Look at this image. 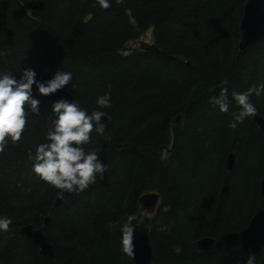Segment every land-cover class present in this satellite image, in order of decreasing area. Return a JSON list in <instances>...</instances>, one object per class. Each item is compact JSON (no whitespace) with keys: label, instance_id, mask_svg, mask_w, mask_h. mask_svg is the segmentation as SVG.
Returning <instances> with one entry per match:
<instances>
[{"label":"trees","instance_id":"obj_1","mask_svg":"<svg viewBox=\"0 0 264 264\" xmlns=\"http://www.w3.org/2000/svg\"><path fill=\"white\" fill-rule=\"evenodd\" d=\"M109 4L0 0V52L9 73L19 78L30 68L43 82L70 72L64 88L88 112L97 108L98 96L110 99L101 109L104 131L93 130L86 148L97 152L106 170L53 206L59 190L33 172L29 153L46 142L56 114L33 85L39 114L25 105L21 138L6 139L0 149V217L11 220L0 230V264H134L123 250L121 229L136 215L139 198L153 191L169 207L150 223L153 264H246L250 254L240 233L264 207V131L253 116L236 122L231 92L264 84V38L240 50L245 0ZM149 32L156 49L129 48ZM223 87L229 90L226 113L209 103ZM251 101L254 115L264 117V91L253 92ZM172 143L163 158L162 148ZM27 224L43 228L54 258L41 256L20 233ZM203 236H213L217 246L198 251L195 242ZM254 264H264V250Z\"/></svg>","mask_w":264,"mask_h":264},{"label":"clouds","instance_id":"obj_2","mask_svg":"<svg viewBox=\"0 0 264 264\" xmlns=\"http://www.w3.org/2000/svg\"><path fill=\"white\" fill-rule=\"evenodd\" d=\"M97 3L105 9L110 6L109 0H97ZM130 22L134 23V20L130 19ZM71 79L70 72L58 71L52 79L41 82L36 80V72L30 68L24 69L19 78L6 70H0V149L6 139L15 142L21 138L26 125L25 105L39 114V102L32 95L33 85L39 93L49 95L68 85ZM261 91H264V84L243 92H231V102L239 109L235 115L237 123H242L245 118L256 113L251 96L253 92L259 95ZM228 92L227 87L221 88L220 96L212 97L209 103L222 113L228 112ZM96 105L95 110L88 112L75 103L63 100L55 103L53 111L56 119L53 121V128L47 132L46 142L35 146L34 155L29 153V158L34 161L33 172L49 186L59 190L60 194L64 190L84 191L89 184L95 183L98 176L102 177L106 170V166L98 159L97 152L86 150L91 143L93 130L97 134L104 131V125L99 121L106 115L101 109L110 105L108 94L98 96ZM235 126V123L232 124V127ZM10 223V219L0 217V230L6 231ZM121 231L123 250L130 252L128 244L131 230L128 225H124ZM246 264H254V257L249 256Z\"/></svg>","mask_w":264,"mask_h":264},{"label":"water","instance_id":"obj_3","mask_svg":"<svg viewBox=\"0 0 264 264\" xmlns=\"http://www.w3.org/2000/svg\"><path fill=\"white\" fill-rule=\"evenodd\" d=\"M239 30L241 34L239 48L241 51L249 50L252 45L264 38V0L246 1ZM139 48L141 50L149 51L156 49V45L140 42ZM3 65V57L0 56V66ZM43 97L52 103H57L63 100L76 104L73 96L62 88L55 93L43 95ZM253 121L261 126L264 125L261 116L255 115ZM106 122L107 117L102 116L99 123L104 124ZM234 165L235 154L231 153L228 157V169H232ZM262 190L264 192V181ZM78 192L80 191L69 192L64 190L62 195L55 201L54 206L61 203L64 198L72 196ZM159 203L160 195L156 192L146 193L139 198L141 212L143 213L153 211ZM49 219V216H47L45 221L46 225H48ZM256 219H259V221L252 223L251 226L241 234L243 236L244 247L251 248L253 254L258 253L264 245V243H262V241H264V236L262 234L257 235L264 230V217H261V214H257ZM129 228L131 231L128 247L134 259V264H153V246L148 226L145 222H138V217H136L131 220ZM20 233L30 240L34 246L39 247V253L41 256L54 258L53 246L49 243L41 229H36L33 224H28L20 228ZM214 243L215 241L211 238L201 239L198 241V249L200 251H209L213 248Z\"/></svg>","mask_w":264,"mask_h":264},{"label":"flooded vegetation","instance_id":"obj_4","mask_svg":"<svg viewBox=\"0 0 264 264\" xmlns=\"http://www.w3.org/2000/svg\"><path fill=\"white\" fill-rule=\"evenodd\" d=\"M246 1L247 0H245V3H246ZM245 6V5H244ZM244 11V10H243ZM25 13L26 14H32L31 16L32 17H35L36 15H35V13H34V11H32V10H27V11H25ZM243 16V15H242ZM242 19V18H241ZM241 35V34H240ZM142 37H144V36H142ZM141 37V38H142ZM138 39L136 42H135V44L136 43H138V44H140V42H143V40L142 39ZM153 40V39H152ZM135 44H132V45H129V48L130 49H132V48H134L136 45ZM150 44H153V43H151L150 42ZM139 47V46H138ZM0 56L1 57H3V61H4V65L3 66H0V69L1 70H6V71H8L9 72V66H8V62H7V60H6V56H5V54L4 53H1L0 52ZM63 90H66L64 87L62 88ZM67 91V90H66ZM68 92V91H67ZM70 93V92H69ZM43 97V96H42ZM44 98V97H43ZM74 98V97H73ZM74 100H75V102H76V104H78V102H77V100L74 98ZM50 103V102H49ZM51 105H54V104H52V103H50ZM79 105V104H78ZM257 115V114H256ZM255 115H253V117H254ZM258 116H261V115H258ZM253 117H252V121H253ZM262 117V119H263V121H264V117L263 116H261ZM253 123H254V121H253ZM257 127H258V129L260 130V131H264V125L263 126H261V125H259V124H256V123H254ZM174 148V144L172 143L171 145H168L167 147H165V148H162V156H163V158H168L169 157V155H170V153H171V151H172V149ZM232 153H234V152H232ZM231 153H229V155H230ZM229 157V156H228ZM227 169H228V160H227ZM229 170V169H228ZM231 170V169H230ZM229 170V171H230ZM263 181H264V176L262 177V179H261V181H260V183H259V191H260V195L262 196V197H264V192H263ZM92 184V183H91ZM90 184V185H91ZM89 185V186H90ZM153 192H156V193H158L159 195H160V193L159 192H157V191H153ZM151 193V192H150ZM60 194V193H59ZM145 194V193H144ZM62 195V193L60 194V196ZM60 196H58L55 200H54V202H53V206H54V203H55V201L60 197ZM138 205H139V209H138V211L136 212V215L134 216V217H132V219H134V218H136V217H138V222H145L146 223V225L148 226V228H149V232H150V223L153 221V219H154V217L159 213V212H167L168 210H169V207L168 206H166L165 205V203H163V200H162V197H161V195H160V203L157 205V207L153 210V211H151V212H141V208H140V204H139V200H138ZM264 207H262V208H259L258 210H256L252 215H251V217L249 218V220H248V222H247V224H246V226H245V228L244 229H242V231H241V233H240V236H241V239H242V247H243V249H244V251L245 252H247L248 254H250V256H253L254 257V260L256 259V257L257 256H259L260 254H261V252L264 250V245L262 246V248H261V250L258 252V253H256V254H253V252H252V250H251V248H245L244 247V245H243V236L241 235L242 234V232H244V231H246L250 226H251V224L252 223H256V222H258L259 221V219H256V215L257 214H261V217L263 216L264 217ZM47 216H49L50 217V215H47ZM47 216H45V218H44V225L45 226H47L46 224H45V221H46V217ZM131 219V220H132ZM50 220H51V218L49 219V223H50ZM48 223V224H49ZM147 223H149V225L147 224ZM28 225V224H27ZM34 225V224H33ZM130 225V224H129ZM25 226V225H24ZM34 227H35V225H34ZM129 227V226H128ZM21 228V227H20ZM20 228H19V231H20ZM36 229H41V231H42V233L45 235V233H44V230H43V228L42 227H35ZM263 235L264 236V230H262L260 233H258L257 235ZM46 236V235H45ZM47 238V237H46ZM150 238H151V236H150ZM205 238H211V239H213L214 241H215V243H214V246H213V248H215L216 246H217V239H215L213 236H203V237H201L200 239H198V240H196V246H197V248H198V241H200L201 239H205ZM264 239V238H263ZM47 240L49 241V239L47 238ZM152 243V242H151ZM262 243H264V241H262ZM212 248V249H213ZM211 249V250H212ZM211 250H209V251H211ZM175 250H174V248H173V252H174ZM198 251H200L199 249H198ZM209 251H203V252H209ZM201 252V251H200ZM180 254L181 253V251L180 250H177L176 252H174V254ZM175 254V255H176Z\"/></svg>","mask_w":264,"mask_h":264},{"label":"rangeland","instance_id":"obj_5","mask_svg":"<svg viewBox=\"0 0 264 264\" xmlns=\"http://www.w3.org/2000/svg\"><path fill=\"white\" fill-rule=\"evenodd\" d=\"M143 40V42L145 43H150L152 42V34L151 32L147 33L146 35H144V37L141 38ZM137 47L139 46L138 43L135 44Z\"/></svg>","mask_w":264,"mask_h":264}]
</instances>
